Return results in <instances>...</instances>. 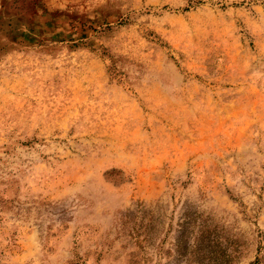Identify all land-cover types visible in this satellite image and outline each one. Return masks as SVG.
Returning <instances> with one entry per match:
<instances>
[{"label":"rangeland","instance_id":"obj_1","mask_svg":"<svg viewBox=\"0 0 264 264\" xmlns=\"http://www.w3.org/2000/svg\"><path fill=\"white\" fill-rule=\"evenodd\" d=\"M0 264H264V0H0Z\"/></svg>","mask_w":264,"mask_h":264}]
</instances>
